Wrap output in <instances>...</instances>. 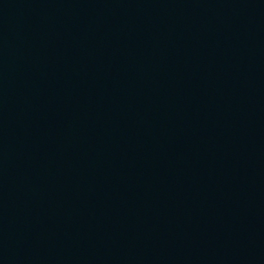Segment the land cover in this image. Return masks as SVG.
<instances>
[{"label":"water","instance_id":"95a60500","mask_svg":"<svg viewBox=\"0 0 264 264\" xmlns=\"http://www.w3.org/2000/svg\"><path fill=\"white\" fill-rule=\"evenodd\" d=\"M14 0H0V20L3 18Z\"/></svg>","mask_w":264,"mask_h":264}]
</instances>
